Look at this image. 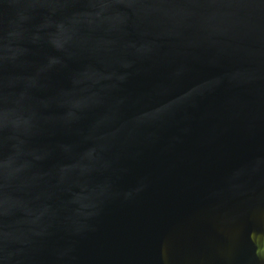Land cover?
Segmentation results:
<instances>
[{
    "label": "water",
    "instance_id": "1",
    "mask_svg": "<svg viewBox=\"0 0 264 264\" xmlns=\"http://www.w3.org/2000/svg\"><path fill=\"white\" fill-rule=\"evenodd\" d=\"M0 264H264V0H0Z\"/></svg>",
    "mask_w": 264,
    "mask_h": 264
}]
</instances>
